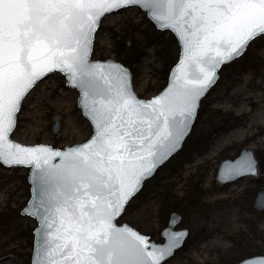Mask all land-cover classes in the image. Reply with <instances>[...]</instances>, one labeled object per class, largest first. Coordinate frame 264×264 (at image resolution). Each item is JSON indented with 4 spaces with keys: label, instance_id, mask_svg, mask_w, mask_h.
<instances>
[{
    "label": "snow or ice",
    "instance_id": "obj_1",
    "mask_svg": "<svg viewBox=\"0 0 264 264\" xmlns=\"http://www.w3.org/2000/svg\"><path fill=\"white\" fill-rule=\"evenodd\" d=\"M128 2L131 0H0V158L12 155L4 147L9 130L5 111L18 110L25 86L48 66L78 72L83 86V80L92 75L85 56L103 14L100 10L107 4ZM149 3L165 5L166 16L177 23L183 21L192 37L190 55L208 67V71L201 70L198 80L189 82L193 87L186 93V110L200 90L213 82L217 64L241 54L252 39L264 34V0ZM103 116L94 139L70 153L60 177L66 217L60 223L62 242L57 245L60 264H159L168 249L160 248L157 254L147 251L143 236L120 232L112 220L128 195L130 184L125 180L132 168L147 157L153 158L154 167L153 149L172 136L163 127L168 122L167 108L159 99L141 103L121 91ZM42 150L22 149L26 153ZM148 171L151 168L134 178L138 182Z\"/></svg>",
    "mask_w": 264,
    "mask_h": 264
},
{
    "label": "rangeland",
    "instance_id": "obj_2",
    "mask_svg": "<svg viewBox=\"0 0 264 264\" xmlns=\"http://www.w3.org/2000/svg\"><path fill=\"white\" fill-rule=\"evenodd\" d=\"M150 22L146 12L133 6L105 16L96 33L92 58L116 59L112 30L121 35L125 34L126 41L130 42V32L134 30V26L143 30L151 29ZM162 32H166L167 48L176 52L179 46L177 40L174 45L170 38L173 34L170 31ZM244 57H248L250 61L263 59L259 60L261 67L240 70L237 65L238 69L229 67L224 75L221 71L218 82L201 105L204 106V115H198V124L195 123L184 145L189 138L194 140L206 136V139L195 145L182 165L180 159L184 145L165 163L173 164L181 171L172 179L177 194L184 193L187 178L192 176L193 180H200L202 188L205 189L204 201L212 203L214 208L208 216L193 213L181 218L176 228H187L189 235L183 246L163 264H184L189 259L196 260L199 264H217L222 254L235 248V243L239 242L242 233L247 229L264 230V214L254 213L255 195L264 188V172L260 170L257 178L244 177L227 185H221L216 179L222 159L234 158L247 145L255 150L256 155L264 149V34L255 38L238 60ZM165 60L166 57L161 56L155 47H149L140 61L129 67L133 72L135 90L140 96L150 97L158 93L165 82ZM230 64L232 62L226 65ZM148 89L150 91L147 93ZM78 95L77 89L66 86V78L61 72H54L34 87L25 98L12 137L24 144L46 143L58 147L87 140L93 130L78 106ZM217 109L221 110L223 118L238 116L239 125L227 130L212 131L213 127L208 123L207 115ZM57 114L62 116L61 129L55 133L53 126ZM218 125L219 123L215 124ZM29 169L6 168L0 163V210L7 205L13 208L24 205L30 192L27 180ZM128 206L131 209L129 212L126 210L122 222L132 224L145 234L161 228L160 203L155 196L146 194L142 199H132ZM34 226V218L23 216L19 220V228H15L0 240V264L23 263L32 251V246L29 236L23 235L20 230H28Z\"/></svg>",
    "mask_w": 264,
    "mask_h": 264
},
{
    "label": "water",
    "instance_id": "obj_3",
    "mask_svg": "<svg viewBox=\"0 0 264 264\" xmlns=\"http://www.w3.org/2000/svg\"><path fill=\"white\" fill-rule=\"evenodd\" d=\"M132 6L138 7L146 12L148 19L158 30L170 31L176 38L179 46V56L170 70L166 86L160 92L150 97H142L136 92L133 84V72L122 62L113 58L92 59L96 33L104 17L118 12L123 8ZM100 11L103 14L99 16L98 23L95 25V30L89 39L87 54L85 56V62L89 66V71L92 75L87 80H83V86V78L78 72L70 73L64 68H52L48 66L43 69L38 78L34 79L33 83L25 86L18 101V110L10 114L7 110L5 111V127L9 130L5 137L4 147L12 155L0 158V163L6 168H30L27 176L30 185V198L22 208L21 215L29 216L36 220V226L33 230L34 239L31 264H49L50 261L60 264L61 252L57 245L62 242L59 239V236L62 234L60 232V223L66 219L62 211L65 189L61 186L63 182L60 177L67 167V158L70 153L79 149L82 145L89 144L94 139L98 127L103 121L105 109L110 106L111 102L121 91H126L141 103L152 104V102L159 99L161 104L167 108L168 122L163 127H166L168 131L172 132V136L165 143L153 149L156 152L154 167L152 166L153 158L147 157L142 164L138 163L132 168L125 180L126 185L130 184V187H128V195L124 196L121 200V210L115 215L112 223L120 232H135L143 236L147 242L146 250L149 252L157 254L160 248L168 249L167 254L159 260V264H163L171 258L183 246L189 235L187 228H176L182 218L179 212H172L168 225L162 230L161 235L163 241L152 239L150 235L139 231L128 222H120L118 224V219L124 213L128 203L142 189L144 183L152 178L161 166L182 149L184 142L192 132L202 101L206 98L211 88L218 82L222 67L240 58L247 50L249 44L255 38L263 35L261 34L252 39L242 49L241 54L217 64L214 70L215 79L213 82L206 88L200 90L195 102L191 104L190 109L186 110V93L193 87L189 82L198 80L201 75V70L208 71V67L190 55L189 49L192 44V37L183 21L177 23L176 19L169 18L165 15V5L149 3V0H131V2L120 3L117 6L107 4ZM154 16L161 18L155 19ZM54 72H61L66 78V86L78 90V106L81 108L84 117L89 120L93 130L92 134L85 141L64 147L46 143L24 144L15 140L12 137V133L17 127L18 115L22 110L25 98L34 87ZM157 107H160V105H157ZM61 117V114H57L54 117L55 124L53 130L55 133H58L61 129ZM177 133L180 134L177 135ZM12 144L19 145L20 148L14 149L11 147ZM22 149L43 150L26 153ZM57 152L60 155H56L55 153ZM143 155L147 156L146 152ZM17 160L22 162H16ZM148 168H151V171H148L137 182L134 177L142 174ZM259 172V160L255 150L247 145L241 148L239 154L234 158L226 157L221 160L216 179L221 185H227L229 183H235L244 177L257 178ZM133 189H135L134 192ZM254 207L259 212L264 211V188L258 190L256 193ZM236 264H264V255L246 257Z\"/></svg>",
    "mask_w": 264,
    "mask_h": 264
},
{
    "label": "trees",
    "instance_id": "obj_4",
    "mask_svg": "<svg viewBox=\"0 0 264 264\" xmlns=\"http://www.w3.org/2000/svg\"><path fill=\"white\" fill-rule=\"evenodd\" d=\"M151 25V29L147 28L146 30L141 29L140 27L134 26V30L130 32L131 41L129 45V41H126L125 34L121 35L117 31L112 30V37L114 39L115 51H116V59L128 67H133L135 63L139 62L140 59L146 54V51L149 47H155L158 53L161 56H165L166 60L164 63L163 74L165 82L160 87L158 92H160L167 84L168 76L172 66L176 63L179 56V48L174 52L173 50H169L167 48V41L165 39L166 32H162L158 30L152 22L149 23ZM174 45L176 44V38L173 35H170ZM250 50V49H249ZM174 52V53H173ZM100 58H103L102 56ZM259 60H263L261 58L250 59L248 57H244L243 59H237L230 65H224L220 72L222 71V75H224L225 70L227 68L232 67V69L247 70L249 67L260 68L261 63ZM237 65H239L237 67ZM240 70H238L240 72ZM150 89L147 90V93ZM203 103V101H202ZM221 110H213L207 115L208 123L213 127L212 131L218 132L221 130H227L229 128L235 127L239 125L240 118L230 117L223 118ZM202 117L204 115V106L199 110L198 115ZM196 125L198 121L196 119ZM216 123H219L218 126H215ZM195 125V124H194ZM194 133H192L193 135ZM197 137L196 139L189 138L186 144L183 147L182 157L180 159V165H182L185 160L188 158V154L191 150L202 143L206 138ZM192 140L193 142H190ZM257 158L259 160V167L262 172H264V149L257 152ZM166 175H163V173ZM177 173H181L178 168H175V165L164 164L161 166L155 173L156 177L147 180L139 193L134 196L133 199H142L144 196L153 195L155 196L160 203L159 212L161 215V228L156 230L148 231V235L151 238L162 241V230L168 225L170 216L172 212H179L183 218L191 216L193 213H202L204 216H208V214L213 210L214 206L212 203H208L204 201L205 189L202 188L201 182L193 180L192 176L187 178L186 190L182 195L177 194L174 189L173 177L176 176ZM152 177V178H153ZM147 183V184H146ZM146 184V185H145ZM30 198V192L28 199L20 208H13L11 205L5 206L2 210H0V240L11 233L13 230L19 228V220L23 218L21 215L22 208L27 204ZM129 205V204H128ZM126 206V209L122 216L119 218L118 222H122L124 218V214L126 210L128 212L131 209V206ZM16 209V210H14ZM16 211V212H13ZM256 214H264V211L259 212L254 210ZM182 227V225H179ZM34 227L27 229H23L20 232H23V235L26 234L29 236L30 245L33 250V239ZM264 230H259L258 228L247 229L246 232H243L239 242L235 243V248L232 251H229L227 254H222L219 257L217 264H236L243 260L246 257H250L253 255H261L264 254ZM157 237V239H156ZM257 240H261L260 243H257ZM32 251L28 253L26 259H24L22 264H31ZM184 264H199L198 261L189 259Z\"/></svg>",
    "mask_w": 264,
    "mask_h": 264
},
{
    "label": "flooded vegetation",
    "instance_id": "obj_5",
    "mask_svg": "<svg viewBox=\"0 0 264 264\" xmlns=\"http://www.w3.org/2000/svg\"><path fill=\"white\" fill-rule=\"evenodd\" d=\"M257 156V155H256ZM260 168V167H259ZM255 208V207H254ZM256 210V209H255ZM257 211V210H256Z\"/></svg>",
    "mask_w": 264,
    "mask_h": 264
}]
</instances>
